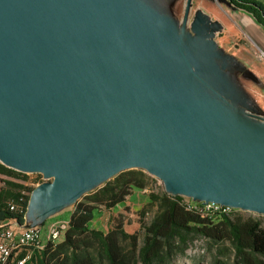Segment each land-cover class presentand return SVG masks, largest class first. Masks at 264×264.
I'll list each match as a JSON object with an SVG mask.
<instances>
[{"label":"water","instance_id":"1","mask_svg":"<svg viewBox=\"0 0 264 264\" xmlns=\"http://www.w3.org/2000/svg\"><path fill=\"white\" fill-rule=\"evenodd\" d=\"M110 1L0 0V164L57 171L58 185L70 157L19 113L67 110L102 126L180 194L264 213V120L223 100L171 112L155 105L99 21Z\"/></svg>","mask_w":264,"mask_h":264},{"label":"rangeland","instance_id":"2","mask_svg":"<svg viewBox=\"0 0 264 264\" xmlns=\"http://www.w3.org/2000/svg\"><path fill=\"white\" fill-rule=\"evenodd\" d=\"M249 1L264 9V0ZM105 5L106 14H101L99 21L106 22L109 33L124 54L125 65L146 82L139 85L141 93L155 105L171 112L194 100H223L254 122L264 120V57L250 42H257V24L252 27L239 19L236 13L241 12L232 8L227 0H111ZM200 29L204 32L202 38ZM61 112L55 116L41 112L19 113L39 136L60 141L71 163L68 174H63L64 180L58 185L57 171L47 174L42 170L11 169L27 177L18 182L26 188L28 202L36 188L56 194L67 190L73 194L89 193L116 175L117 162L133 161L102 126L67 110ZM132 165L131 170L145 173L148 187L134 191L123 204L111 210L99 208L90 228L106 232L120 219L124 230L135 234L141 242L142 225L154 212V208L148 207L144 217L140 214L148 203L149 193L178 195L191 205L205 202L180 194L138 164ZM4 180L7 179L0 176V189L4 187ZM217 204L236 211L243 218L257 220L264 229V213ZM64 206L55 202L48 208L29 206L27 215L31 218L32 213L44 229L43 241L53 224L68 221L70 213ZM216 259L231 261L228 245H212L198 237L191 240L184 253L177 255L171 264H213Z\"/></svg>","mask_w":264,"mask_h":264},{"label":"trees","instance_id":"3","mask_svg":"<svg viewBox=\"0 0 264 264\" xmlns=\"http://www.w3.org/2000/svg\"><path fill=\"white\" fill-rule=\"evenodd\" d=\"M227 1L264 28L261 5L249 0ZM0 176L7 179L2 181L4 187L0 189V222L15 219L23 224L28 197L22 213L10 211L7 202L16 200L19 192L26 189L18 181H25L27 177L2 164ZM147 187L148 179L143 171L125 170L84 195L74 204L60 241L46 242L41 250L33 252L31 264H171L198 237L212 245H228L231 261L216 259L213 264H264V229L257 220L243 218L234 210L194 206L178 195L148 194V203L140 214L144 217L148 207L154 208V212L142 225L141 242L135 234L124 230L120 219L106 232L90 228L99 208L111 210L123 204L134 191Z\"/></svg>","mask_w":264,"mask_h":264},{"label":"built area","instance_id":"4","mask_svg":"<svg viewBox=\"0 0 264 264\" xmlns=\"http://www.w3.org/2000/svg\"><path fill=\"white\" fill-rule=\"evenodd\" d=\"M25 197V192L20 191L16 200L7 202L9 210L22 213ZM200 205L207 209L230 210L216 202H204ZM66 228L67 222L53 224L47 230L46 239L43 241L40 224L24 226L18 224L15 219L0 222V264H25L30 260L32 253L41 250L46 242L55 244L60 241Z\"/></svg>","mask_w":264,"mask_h":264},{"label":"crops","instance_id":"5","mask_svg":"<svg viewBox=\"0 0 264 264\" xmlns=\"http://www.w3.org/2000/svg\"><path fill=\"white\" fill-rule=\"evenodd\" d=\"M239 12H241V11H239ZM236 16L239 17V19H243V21H245V23L247 25L252 26V27L254 26L253 24L255 22L248 14H245V13L241 12V13H236ZM255 30H256V41L257 42L256 43L252 42V41H250V42L252 43L251 45H253V47L255 49H258V52H260V54L264 57L263 53L261 52L264 49V42H263L264 41V28H262L261 26L257 25L255 27ZM127 161L128 162L126 164H122L120 162L116 163L117 164L116 167H115L116 168V172H117L116 174H118L121 171L131 170V167L133 166L132 164H134V162L131 159H127ZM108 180H110V179H107L106 182ZM102 186H100V187H102ZM100 187H98V188H100ZM95 190L96 189H94V190H92L90 192H93ZM86 194H88L87 191H83V192H81L79 194H73L69 190H67L63 194H56V193H53V192L52 193L51 192L47 193L45 191H41V189H39V188H36L34 190L33 194L31 195L30 201L27 203V207H26V211H25V215H24L23 225L27 226V225H30V224H37V220H35L33 218L32 213H30L31 214V218H29V215H27L29 206L33 208L34 206L37 205V206H45L46 208H48L49 206H51V204L53 202H55V203L59 204L60 206H64L65 205L64 206V207H66L65 209H68L69 213H71L74 204L81 197H83ZM43 230L44 229L42 228V237L44 235ZM22 254H24V253H22ZM25 264H31V261L28 260Z\"/></svg>","mask_w":264,"mask_h":264},{"label":"bare ground","instance_id":"6","mask_svg":"<svg viewBox=\"0 0 264 264\" xmlns=\"http://www.w3.org/2000/svg\"><path fill=\"white\" fill-rule=\"evenodd\" d=\"M198 24H199V22H198ZM199 33H200V37L204 35V32H202V30H201V29H200V32H199ZM201 38H202V37H201ZM203 38H205V37H203ZM0 161H3V159H2V157H1V156H0Z\"/></svg>","mask_w":264,"mask_h":264}]
</instances>
